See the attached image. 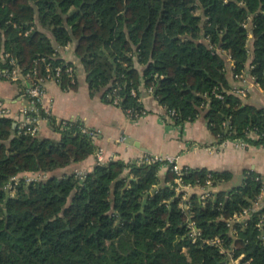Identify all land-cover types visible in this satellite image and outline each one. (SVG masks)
Instances as JSON below:
<instances>
[{"label": "trees", "instance_id": "trees-1", "mask_svg": "<svg viewBox=\"0 0 264 264\" xmlns=\"http://www.w3.org/2000/svg\"><path fill=\"white\" fill-rule=\"evenodd\" d=\"M31 25L46 32L21 36ZM69 43L91 95L103 102L114 105L119 97L126 113L142 116L143 88L152 89L166 114L175 112V126L204 117L220 144L264 145V108L229 93L227 79L228 59L234 74L247 71L252 59L249 76L264 88V0H0V48L21 67L32 68L39 57L59 65L64 60L56 49ZM61 86L77 90L78 78L75 84L64 78ZM49 124L60 141L19 135L14 120L0 118V264H227L218 247L202 245L215 237L264 264L257 214L236 241L218 221L254 205L264 179L252 171L242 186L218 190L205 204L195 194L182 201L171 171L161 181L162 163L123 160L98 164L83 181L75 174L22 179L8 197L14 177L50 176L97 153L82 121L58 124L50 116ZM208 173L217 188L232 178L190 169L184 183L204 184ZM190 216L202 231L196 244L187 237Z\"/></svg>", "mask_w": 264, "mask_h": 264}, {"label": "crops", "instance_id": "crops-1", "mask_svg": "<svg viewBox=\"0 0 264 264\" xmlns=\"http://www.w3.org/2000/svg\"><path fill=\"white\" fill-rule=\"evenodd\" d=\"M48 36L51 37L50 34ZM71 45V51L68 55L64 54V57L76 63L78 88L64 89L55 82L48 83L46 105L51 116L57 121L77 119L88 129L98 132L94 141L97 153L83 162L53 172L52 176H70L79 171L91 173L98 165V152L103 151L106 163L113 160L141 163L144 159L156 155H169L177 157L182 167L231 173V180L218 187V190L227 191L242 186L245 173L251 171L264 179V149L261 145L247 143L246 146L240 147L235 141L220 144L204 117L185 123L183 126H170L166 119V110L145 88L141 100L146 115L136 120H131L121 107L103 102L100 96H92L86 74L76 57L74 44ZM251 62L252 59L247 65L248 74ZM137 67L142 71L140 66ZM234 75V62L228 59L229 93L243 86ZM248 81L250 83L251 79ZM20 87L18 83L0 81V101L13 110L20 109ZM245 87L248 88L247 97L241 100L245 104L264 108V89L252 83L251 86ZM38 137L54 141H60L62 138L61 134L52 129L48 121L42 123ZM129 172L130 170L126 173ZM25 175L30 173L23 176ZM167 175V168L162 167L161 181L165 182Z\"/></svg>", "mask_w": 264, "mask_h": 264}, {"label": "built area", "instance_id": "built-area-1", "mask_svg": "<svg viewBox=\"0 0 264 264\" xmlns=\"http://www.w3.org/2000/svg\"><path fill=\"white\" fill-rule=\"evenodd\" d=\"M251 22L246 24V27H251ZM14 28H18L14 24ZM35 30V25H31L29 29L23 30L20 32L21 36L27 37ZM249 40L253 42L252 33L249 35ZM250 42V43H251ZM71 43L67 44L65 47L57 48L56 52L62 55L63 63L55 65L45 57H39L34 60L33 67L27 69L21 67L19 60L11 52H7L5 48H0V81H10L13 83H18L21 85L19 100L21 107L18 111L13 112L12 109L3 101H0V118L12 119L16 122L19 135L27 134L34 137L39 135L41 130V125L44 121L49 122V117L51 116L50 110L46 105V96H47V84L50 82H55L57 84H62L64 78L69 81L70 84L76 83V72L77 67L76 63L72 60L66 59L64 54L71 51ZM231 60V59H230ZM232 61V60H231ZM233 62V61H232ZM253 66L250 67L252 70ZM246 71H243L239 74H235V79L241 81L243 86L237 87L232 91V94L244 99L247 97L248 88L245 86H251L252 84L261 86L256 77L248 76ZM249 79H251L249 83ZM264 89V88H263ZM149 93H152V89L148 90ZM133 95H137L134 91ZM219 99H224L223 95L217 94ZM142 102V100H139ZM121 99L116 97L114 100V105L119 106ZM127 115L131 120H136L144 115L146 112L140 116V114L135 113L132 109L127 111ZM175 112L171 111L166 115L167 122L170 126H175L174 116ZM68 121V120H67ZM67 121H57L58 124H66ZM80 121V120H71V122ZM86 127V126H85ZM84 133H88L89 136L95 140L98 136V132L94 130H88V128H83ZM252 139H257V136L252 134L250 135ZM237 146L244 147L247 145L246 141L243 140H234ZM264 149V145H261ZM98 164H106L105 154L103 151H99L97 154ZM155 163H162L163 167H166L168 171H171L175 176V186L174 190L177 195H182V201H188L192 195H197L200 200L205 204L208 200L215 198V194L218 192V188L215 186L213 176L211 173H208L205 183L201 184L198 182L195 185L184 183V176L189 172V168L182 167L178 163V158L169 156V155H156L152 158L144 159L140 164L152 165ZM129 171V170H128ZM76 178L83 181L88 173L79 171L75 173ZM47 178V174L37 173L30 174L25 176H18L11 179V182L6 186V191L11 195L16 193V189L20 184V181L24 179L27 183L40 182ZM188 209V206L186 207ZM264 210V186L262 191L250 208L244 209L242 212L235 213L230 217L221 216L218 218V221L224 222L230 234L233 237L234 241L238 239V229H246L249 224L254 219V214L258 215L259 218L256 226L261 234L260 238L264 246V213L261 214V211ZM187 227V237L191 239L192 244H196L202 235L201 229L197 226V223L192 219V216L188 218L186 222ZM202 245H208L212 247H218L221 254L226 256L227 264H252V259H249L246 254H237L238 246L235 242L228 247L223 239L219 237L202 240ZM188 248H184V252Z\"/></svg>", "mask_w": 264, "mask_h": 264}, {"label": "rangeland", "instance_id": "rangeland-1", "mask_svg": "<svg viewBox=\"0 0 264 264\" xmlns=\"http://www.w3.org/2000/svg\"><path fill=\"white\" fill-rule=\"evenodd\" d=\"M36 29H37V30H40V31H43V32H46V31L42 30V29L40 28V26H39V27H36V26H35V30H36ZM35 30H34V31H35ZM47 34H48V33H47ZM50 36H51V34H50ZM4 39H5V38H4ZM3 48H4V46H3ZM9 107H10V106H9ZM10 108H11V107H10ZM11 109H12V108H11ZM18 110H19V109H18ZM18 110H17V111H18ZM12 111L15 112L16 110H13V109H12ZM42 174H43V173H42ZM51 176H52V175H50V176L47 175V178L45 179V181H47ZM25 182H26V181H25ZM26 183H27V182H26ZM7 195H8V197H12V196H14L15 194H14V195H11L10 193L7 192ZM185 254L188 255V257H189L188 249H187V251H185ZM93 263H96V264H97V263H100V261L94 260Z\"/></svg>", "mask_w": 264, "mask_h": 264}, {"label": "water", "instance_id": "water-1", "mask_svg": "<svg viewBox=\"0 0 264 264\" xmlns=\"http://www.w3.org/2000/svg\"><path fill=\"white\" fill-rule=\"evenodd\" d=\"M146 203H147V202L145 201L144 205H146ZM142 212H144V208L142 209Z\"/></svg>", "mask_w": 264, "mask_h": 264}]
</instances>
